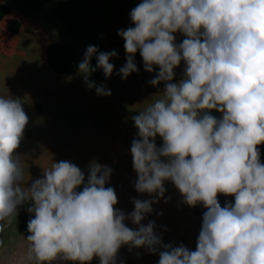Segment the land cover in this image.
Instances as JSON below:
<instances>
[{"label": "clouds", "instance_id": "clouds-1", "mask_svg": "<svg viewBox=\"0 0 264 264\" xmlns=\"http://www.w3.org/2000/svg\"><path fill=\"white\" fill-rule=\"evenodd\" d=\"M130 19L134 27L117 32L126 51L117 74L127 79L138 71L139 50L145 71L159 68L149 83L164 82L163 93L132 117L138 129L130 148L134 187L151 198H133L127 215L116 209V192L105 186L112 170L95 161L86 183L78 166L59 161L22 186L28 176L17 149L29 117L19 98L0 96V234L30 201L27 211L34 215L26 239L34 264H86L94 256L100 264H115L123 245L150 254L162 248L158 264H264V163L257 147L264 144V0H142ZM177 32L185 37L179 44ZM117 56L115 50L86 47L78 72L89 90L111 95L90 76L102 69L110 77L109 61ZM181 61L184 78L172 83ZM165 181L185 204L206 209L195 251L164 244L154 221L141 223L165 197ZM218 194L234 196V203L222 207ZM126 219L137 229L126 226Z\"/></svg>", "mask_w": 264, "mask_h": 264}, {"label": "rangeland", "instance_id": "rangeland-1", "mask_svg": "<svg viewBox=\"0 0 264 264\" xmlns=\"http://www.w3.org/2000/svg\"><path fill=\"white\" fill-rule=\"evenodd\" d=\"M16 1L24 4L21 2L24 0ZM39 1L51 17V23L33 25L24 19L23 27L16 36L6 29L5 20L0 24V96H5L2 90L16 92L13 96L20 97L35 108V149L41 157L50 158L49 168L53 162L70 161L85 173L86 181L97 129L106 133L110 122L122 126L125 116L138 115L151 101V93L156 87L162 94L164 82L159 86L149 83L159 68L154 65L152 73L145 71L139 50L134 57L138 71L127 79L117 74L126 63L125 41L117 32L134 27L130 12L142 0H35ZM10 3L14 4L13 0ZM174 35L177 44L185 38L180 32ZM53 41L75 44L80 61L88 45L97 46L100 52L115 50L118 56L109 61L114 65L112 76L106 82L95 81L98 86L103 84L110 89L111 95L100 96L95 88L89 90L79 72L76 75L54 73L46 54L48 44ZM184 69V62L181 61L174 69L172 83L184 78ZM257 147L260 162L264 163V144ZM41 157L36 156V169L42 170ZM181 195L172 215L164 216L157 223L158 226L172 225L164 232V236L172 242L162 240L164 244L175 247L182 243L195 251L206 209L201 204L195 216L192 215L191 207L183 202ZM234 199V196L218 194L222 207L226 202L234 203ZM29 206H19L16 215L8 221L6 231L0 234L4 242L0 246V264H34L28 259L29 241L26 239L29 235L26 219L34 215L27 211ZM150 220L154 221V218H148L147 223ZM159 251L150 254L143 247L136 248L130 253L132 259L118 251L115 264H158ZM52 264L79 262L56 260ZM86 264H100L99 257L94 256Z\"/></svg>", "mask_w": 264, "mask_h": 264}, {"label": "crops", "instance_id": "crops-1", "mask_svg": "<svg viewBox=\"0 0 264 264\" xmlns=\"http://www.w3.org/2000/svg\"><path fill=\"white\" fill-rule=\"evenodd\" d=\"M2 1L9 4L12 8L10 14L8 15V18H23V20L25 19L26 21H30L33 25H38L39 23L42 25L48 22L51 23V17H49L46 11L41 7V5L43 4L40 3V1L39 3H37L35 2V0H24L21 1L24 2L23 5L16 0H13L14 4H11L10 0ZM159 92L157 91L156 87L155 90L151 93V100L156 96L161 95L159 94ZM1 93L5 94V96L20 99V97L18 96H13L14 93H16L13 91L2 90ZM22 106L25 110V113L29 117V123L25 127L23 139L19 148L17 149V153L22 159L23 166L25 167L28 176V180L25 181L22 186L28 187L35 179L42 178L43 174H41V171L43 172V169L49 168L50 158L48 156L41 157L38 153H36V132L34 127V116L36 113L35 108L25 102V100L22 101ZM133 116L134 115L131 114L125 116L122 126H117L114 123L110 122V124L106 127V133H104V131H100V129H97L96 145L91 155V162L95 161L101 165H107L109 168H111L112 173L109 181L105 186H111L114 188L118 198V203L114 207L118 210L123 211L126 215L134 210V204L132 203L133 198L141 200L151 198L147 193H138L134 187L135 181L137 179V174L133 169V157L131 155L130 148L133 139L138 138V129L136 128L134 121L132 120ZM156 144L157 147H160L163 144V141L159 136L156 137ZM36 156L42 158V170L40 168L36 169V164L38 163V160H36ZM86 182L87 180L85 181V183ZM164 187L166 188L165 197L160 199L158 203L153 205L154 211L149 214L141 223L146 226L148 218H154V222L156 225L155 232L161 236L163 241L172 242V240L164 236V232L170 229L172 225L158 226L157 222L164 216H168L169 214L172 215L173 210L177 209V202L180 192L171 181H165ZM82 190L83 185H81L80 188L77 189V191ZM169 197L170 200H168V202H165V200ZM181 198H183L182 195ZM30 204L31 202L29 201L21 206ZM195 208L196 206L191 207L192 215L195 214ZM160 212L163 213L162 216L157 215V213ZM30 218L26 219L27 223ZM124 223L126 224V226L131 225V228L133 229H137L138 227L132 224L131 221L127 219L124 221ZM191 226H193V224ZM132 250L135 251L136 248L130 249L127 245H123L121 246L119 252H122L129 259H132L130 255Z\"/></svg>", "mask_w": 264, "mask_h": 264}, {"label": "trees", "instance_id": "trees-1", "mask_svg": "<svg viewBox=\"0 0 264 264\" xmlns=\"http://www.w3.org/2000/svg\"><path fill=\"white\" fill-rule=\"evenodd\" d=\"M11 10L12 8L9 4L0 0V24L5 20L6 29L12 36H16L22 29L24 20L23 18H8ZM46 54L49 67L54 73L60 75H76L78 73L80 56L75 44L71 42L61 43L53 41L48 44ZM96 64V58H93L91 60V65L95 67ZM110 77L105 78L102 69H97V71L90 76L92 80L100 82H106ZM211 114L217 118L221 116V113L215 110H211ZM200 206L201 204L196 205V213L199 211Z\"/></svg>", "mask_w": 264, "mask_h": 264}]
</instances>
